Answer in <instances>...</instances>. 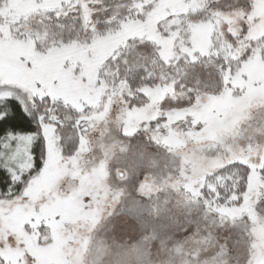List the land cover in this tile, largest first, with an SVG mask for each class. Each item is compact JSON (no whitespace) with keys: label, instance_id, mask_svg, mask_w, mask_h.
Instances as JSON below:
<instances>
[{"label":"snow or ice","instance_id":"snow-or-ice-1","mask_svg":"<svg viewBox=\"0 0 264 264\" xmlns=\"http://www.w3.org/2000/svg\"><path fill=\"white\" fill-rule=\"evenodd\" d=\"M99 40L111 46L94 77L77 64L78 91L69 94L56 79L36 75L43 56ZM28 48L29 54L4 55ZM5 59L23 78L8 74ZM256 61L264 62V0H0V199H27L50 155L57 150L63 155L66 140L78 144L117 93L129 109L137 97L139 107L151 102L149 93L162 95L135 130L126 125L127 111L118 120L122 136L131 139L143 130L158 143L153 134L165 133L167 113L197 111L201 101L227 91L243 99L249 86L237 81H247L242 69ZM202 72L208 73L207 81ZM156 108L160 113L152 118ZM185 115L191 124L192 114ZM241 123L246 124L245 139L264 131V107L235 124L223 120L211 139L212 150L221 153L215 166L191 178L185 192L188 204L203 207L201 219L219 226L237 218L226 209L264 197V153L252 155V148L243 145ZM229 141L233 147H221ZM0 264H6L2 257Z\"/></svg>","mask_w":264,"mask_h":264},{"label":"rangeland","instance_id":"rangeland-1","mask_svg":"<svg viewBox=\"0 0 264 264\" xmlns=\"http://www.w3.org/2000/svg\"><path fill=\"white\" fill-rule=\"evenodd\" d=\"M111 43L63 47L38 61L36 75L56 79L72 94L80 87L77 64L94 77ZM15 51L29 54L31 48L4 55ZM3 66L9 75L23 78L7 59ZM242 70L248 79L237 82L249 86L243 99L227 91L201 101L197 111L167 113L165 133L153 134L158 143L143 130L131 139L122 136L118 120L127 111L126 125L135 130L162 95L151 92L150 103L129 109L117 93L74 154L50 155L46 170L25 193L27 199H0V257L6 264H264V197L226 209L237 218L226 219L223 226L201 219L203 207L188 204L185 197L190 179L211 170L221 154L210 145L223 120L235 124L264 107V62ZM201 79L207 81L208 73L202 72ZM185 111L193 116L191 124ZM159 113L156 108L152 118ZM240 130L252 155L264 153V131L245 139V123ZM240 146L235 143L236 150ZM188 219L200 222L186 225Z\"/></svg>","mask_w":264,"mask_h":264},{"label":"trees","instance_id":"trees-1","mask_svg":"<svg viewBox=\"0 0 264 264\" xmlns=\"http://www.w3.org/2000/svg\"><path fill=\"white\" fill-rule=\"evenodd\" d=\"M81 39H83V36H81ZM142 72L137 73V78L142 75ZM133 83H135V81H133ZM140 100L141 98L137 97L135 100L132 101V108L133 107H138L137 105L140 104ZM128 104V101H127ZM143 105V104H142ZM141 105V106H142ZM139 106V107H141ZM68 131L71 132V127L69 125L68 127ZM80 142L77 144V142L75 140H66L64 142V151H63V155L61 154V152L59 150H57L59 152L60 155H62L63 157H67L69 155L74 154V152L76 151L77 148H79ZM140 219V218H139ZM145 230V229H144ZM146 231V230H145ZM145 248V247H143Z\"/></svg>","mask_w":264,"mask_h":264}]
</instances>
